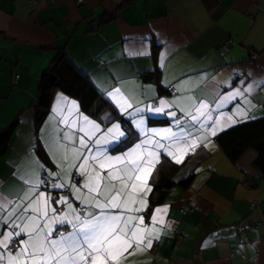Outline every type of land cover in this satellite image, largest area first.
Here are the masks:
<instances>
[{
  "label": "crops",
  "instance_id": "crops-1",
  "mask_svg": "<svg viewBox=\"0 0 264 264\" xmlns=\"http://www.w3.org/2000/svg\"><path fill=\"white\" fill-rule=\"evenodd\" d=\"M61 49L109 106L94 118L81 111L76 99L54 91L37 131L31 103L41 74ZM85 116L100 131L87 125ZM261 117L264 0H0V133L17 121L0 154V202L9 201L5 212L28 203L25 193L35 200L45 192L54 199L68 195L87 215L72 194V184L79 186L85 178L72 166L80 163V138L88 139L83 127L93 133L89 156H121L140 144L130 159L151 161L147 183L152 190L163 181L168 164L177 167L175 184L161 203L150 204L152 191L135 194L146 196L149 210L135 215L145 217L143 226L150 231L141 233L143 251L129 255L133 242L122 264H264V174L252 164L256 152L247 150L232 163L215 141L237 124ZM113 125L124 136L111 139L107 129ZM98 137H103L99 145L93 142ZM125 165L133 166L126 160L114 167ZM191 173L183 186L180 180ZM44 177L50 179L46 185ZM53 182L67 186L56 189ZM252 202L257 208L250 212ZM156 207L168 211L150 224ZM50 208L68 212L64 204ZM37 215L29 211L17 223ZM44 219L39 218L41 225ZM237 225L244 230L237 233ZM50 227L58 238L55 230L62 226ZM63 228L72 231L69 223Z\"/></svg>",
  "mask_w": 264,
  "mask_h": 264
},
{
  "label": "snow or ice",
  "instance_id": "snow-or-ice-1",
  "mask_svg": "<svg viewBox=\"0 0 264 264\" xmlns=\"http://www.w3.org/2000/svg\"><path fill=\"white\" fill-rule=\"evenodd\" d=\"M116 91L118 93L119 89ZM237 94L239 93L233 95ZM203 107L201 105V108ZM172 115L175 116V113ZM83 119L95 131H100L99 124L86 116ZM206 123L207 120L201 121L200 126L204 127ZM216 123L218 121L211 126L212 135L216 134ZM80 131L85 132L88 139L80 138L81 147L76 153L80 163L72 166L77 167L79 175L85 178L79 186L72 184V194L74 199H78L82 205L86 206L87 215L74 207L68 195L54 199L51 195L40 192L33 200L29 193H25L24 198L28 200V203L13 204L7 212H5V206L9 201L0 202V264H122V258H127L125 253L133 247V242L136 247L133 252L128 253L129 255L143 251L141 243L145 237L141 233L149 232L150 229L143 226L145 217L135 213H142L149 209L146 196L137 199L135 194L152 191L147 183V174L150 171L148 164L151 161L138 163L137 160L130 159L132 154L141 148L140 144H137L131 153L121 156L101 157L97 154L89 156L91 148L88 141L93 140V133L85 131L83 127ZM107 133L113 134L110 136L113 140L117 138V135L122 137L125 134L120 131L119 125H113L112 128L107 129ZM102 139L103 137H98L93 142L99 145ZM178 139H184V137L181 136ZM158 147L165 146L158 145ZM83 149H88V152H84ZM97 151L99 152V149ZM167 154L173 155L171 151ZM173 158L176 159L175 156ZM126 160L133 166L114 167ZM90 161H92L91 164ZM176 163H181V160L176 159ZM137 172L140 174L134 175ZM125 178L128 181L138 182L129 185L125 182ZM114 182H118L119 187ZM66 186L67 182H53V187L56 189ZM129 187L131 191L127 192ZM81 189L87 190L86 195H82ZM31 191L30 189L29 192ZM51 203L66 205L68 212L50 208ZM137 204L139 206L135 207L134 205ZM91 209H98V212ZM29 211L38 215L30 217L26 222L17 223ZM167 211V207H156L149 217V223L155 224L158 214ZM41 217L45 218L43 225L39 222ZM53 223H59L62 226L61 229L55 230L58 238H53V229L50 227ZM66 223L71 224L72 231L63 230V225ZM23 236H27V239H22ZM147 247L149 249L152 247L151 238L147 239Z\"/></svg>",
  "mask_w": 264,
  "mask_h": 264
},
{
  "label": "trees",
  "instance_id": "trees-1",
  "mask_svg": "<svg viewBox=\"0 0 264 264\" xmlns=\"http://www.w3.org/2000/svg\"><path fill=\"white\" fill-rule=\"evenodd\" d=\"M157 83V78L155 79ZM15 83V82H14ZM158 84V83H157ZM54 91H60L64 95L76 99L81 111L97 118L101 112L109 106L107 101L100 98L88 76L80 72L67 58L64 51L55 52L49 66L39 78L37 96L31 103L35 129L42 126L50 112ZM16 120L0 133V154L3 153L16 126ZM163 120H152L151 124L163 125ZM215 141L223 153L232 163H236L247 150H254L256 157L252 164L264 174V117L249 120L218 134ZM39 157L46 161V155L42 149L38 151ZM163 181L153 187L150 195V204L156 205L163 201L165 193L175 184L174 173L177 167L168 164ZM193 174L180 180L183 186H187Z\"/></svg>",
  "mask_w": 264,
  "mask_h": 264
},
{
  "label": "built area",
  "instance_id": "built-area-1",
  "mask_svg": "<svg viewBox=\"0 0 264 264\" xmlns=\"http://www.w3.org/2000/svg\"><path fill=\"white\" fill-rule=\"evenodd\" d=\"M74 1H75L76 4H80V3H82V0H74ZM253 58H254V57H253ZM17 77H18V75H16V76L14 77V81H13V83L15 82V80L17 79ZM49 181H50V179H49L48 177H44L43 180H42V183H43L44 185H46V184H48ZM256 208H257V204H256V203L252 202V203L249 204V211H250V212H253ZM258 224H259V223L256 222V223L254 224V226L257 227ZM60 229H61V228H60ZM63 230H64V231H67V228H63ZM235 230H236L237 233H240V232H242V231L244 230V226H243V225H237V226H235Z\"/></svg>",
  "mask_w": 264,
  "mask_h": 264
}]
</instances>
